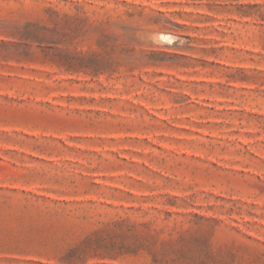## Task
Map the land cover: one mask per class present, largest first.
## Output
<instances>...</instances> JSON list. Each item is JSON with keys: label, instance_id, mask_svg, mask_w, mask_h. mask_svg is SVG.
<instances>
[{"label": "rangeland", "instance_id": "374dc122", "mask_svg": "<svg viewBox=\"0 0 264 264\" xmlns=\"http://www.w3.org/2000/svg\"><path fill=\"white\" fill-rule=\"evenodd\" d=\"M0 264H264V0H0Z\"/></svg>", "mask_w": 264, "mask_h": 264}]
</instances>
